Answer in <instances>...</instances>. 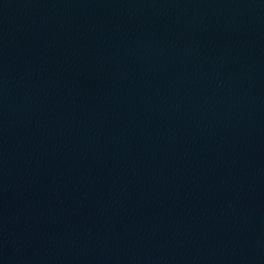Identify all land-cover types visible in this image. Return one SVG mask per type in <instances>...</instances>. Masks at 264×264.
Instances as JSON below:
<instances>
[{
  "label": "water",
  "instance_id": "1",
  "mask_svg": "<svg viewBox=\"0 0 264 264\" xmlns=\"http://www.w3.org/2000/svg\"><path fill=\"white\" fill-rule=\"evenodd\" d=\"M0 264H264V0H0Z\"/></svg>",
  "mask_w": 264,
  "mask_h": 264
}]
</instances>
